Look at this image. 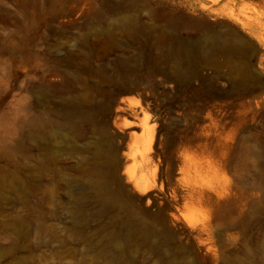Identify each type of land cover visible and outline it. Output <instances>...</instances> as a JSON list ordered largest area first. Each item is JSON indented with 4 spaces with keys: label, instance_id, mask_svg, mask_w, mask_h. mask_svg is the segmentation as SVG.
<instances>
[{
    "label": "rangeland",
    "instance_id": "374dc122",
    "mask_svg": "<svg viewBox=\"0 0 264 264\" xmlns=\"http://www.w3.org/2000/svg\"><path fill=\"white\" fill-rule=\"evenodd\" d=\"M228 13L264 38V0H0V264H264V88L163 49L193 40L176 19ZM99 173L146 243H124L128 211L87 183ZM171 187L191 197L172 207Z\"/></svg>",
    "mask_w": 264,
    "mask_h": 264
},
{
    "label": "bare ground",
    "instance_id": "6f19581e",
    "mask_svg": "<svg viewBox=\"0 0 264 264\" xmlns=\"http://www.w3.org/2000/svg\"><path fill=\"white\" fill-rule=\"evenodd\" d=\"M223 13H225V9H224ZM226 13H225V16H226ZM234 14H229L228 18L223 19L222 23L218 26L213 24V23H210L207 20H201V19H196V18H192V19L178 18V19H176V22L180 27H182V28L192 27L194 29L195 33L193 35V40L192 39L190 40V38H187V37H180V38L176 39L175 43L168 45L167 48H165V47L163 48V49H165V57H166V59L173 60L177 68H181L187 64H191V65L198 67V66H202L205 63H211L212 65L216 66V68H220V70H222V68L226 69L228 71V74H230L229 76H231L230 77L231 82L235 81V82H238V84L240 85V87H238V88H241V86L246 88L247 87L246 85L251 83L253 88H255V89L259 88V89H262V91H263V88H264V70L261 69V65L258 63V61L260 58V53L262 51L261 46L264 44V38H262L261 35L259 34V31H258L259 27L257 28V26L259 24L258 25L256 24L257 25L256 26L251 20L245 21V20L241 19L239 17V15L237 17ZM221 18H222V15H221ZM122 27L124 30H126L127 32H129L131 34H135L136 28H137L136 25H134L133 23H128V22H125L122 25ZM235 87H237V86L235 85ZM238 88H235V89L237 90ZM253 90L254 89H252V91ZM257 95H258V93H257ZM132 136L133 135H131V138H132ZM107 152H108L107 153V162L109 165V169H110V167L111 168H118L119 166H122V164H124V163H122V161L120 162L121 158H119L117 151H115L114 149H111L109 151L107 150ZM180 168H182V167H180ZM114 180H115L114 175H107V174L99 173L96 176V178L91 179L90 182H87V183H89L91 188L96 191V193L98 194V196L100 198V202L103 206H105V207L111 206L114 209H124L125 208L128 211L129 217L126 219L127 221L124 222L119 217L116 219L117 223L121 222L120 223L121 228L119 230V233L121 232L124 234L123 235L124 236V243H128V242L132 241V239H134L135 236L139 237V238L141 237V241H143V243H146L149 240L150 235L152 234V231H151L152 228H150V227L144 228L143 230L145 232H143V235H140L141 229L138 228L136 226V224L133 222L134 211H133V209L129 208V206L127 208V205L125 204V201L123 200V197L121 195L122 192L121 191L113 192L110 189V185L112 182H114ZM179 181H181V179ZM133 187H135L136 189L143 190V192H144V191H148V189H150V187H152V186L151 185L148 186L147 183H145V182L143 183L140 180H138V181L136 180L135 182H133ZM184 187H185V185H184ZM172 188L173 187L170 188L172 190V192H171L172 193L171 194V197H172L171 200L172 201L168 205L172 206L173 203L176 205L178 203V201L180 202V200L182 201V199L184 201V198H185L184 192L186 195L188 193V197H191V196H189L190 190L188 189L191 187H188L187 189L182 188L184 191L182 189H180V190L174 189L173 190ZM193 188H195V190H196V187H193ZM199 191L200 192H199L198 197L201 198V201L202 200L204 201V199L207 201L213 200V196L209 193H206L205 190L204 191L199 190ZM195 193H194V196L197 197V195H195ZM197 194H198V191H197ZM191 195H192V193H191ZM165 198H167V196ZM192 198H194V197H192ZM151 199L152 198L147 199L148 203L151 202ZM159 210H162V209H159ZM158 213H160V211H158ZM77 215L81 218V221L83 223H87L91 218V215L88 214L86 211H83L82 209H80V210L76 209V216ZM160 216L161 215L158 214L156 216L155 220L159 223L160 222L162 223L163 217L161 218ZM173 219H175V218H173ZM202 229H203V227H202ZM202 231H204V230H202ZM193 233L195 234L197 239H200V236H202V235H200L201 232L198 229L196 231H194ZM161 238L164 240H168L169 234L163 233L161 235ZM116 243H114V245ZM116 247H115V249H117ZM118 247L121 248L120 246H118ZM122 248H123V246H122ZM153 249H154V246H153ZM231 264H241V263L240 262H232Z\"/></svg>",
    "mask_w": 264,
    "mask_h": 264
}]
</instances>
